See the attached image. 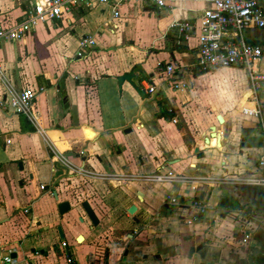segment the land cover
I'll return each instance as SVG.
<instances>
[{"label": "crops", "instance_id": "crops-1", "mask_svg": "<svg viewBox=\"0 0 264 264\" xmlns=\"http://www.w3.org/2000/svg\"><path fill=\"white\" fill-rule=\"evenodd\" d=\"M40 1L0 0L2 26L22 22ZM118 2L78 5L23 41L0 45V101L9 86L38 92L34 122L0 110V256L14 264H67V254L73 264H200L189 249L201 244L204 263L264 264V193L249 181L261 175L264 146L258 120L241 113L253 107L246 72L194 68L199 32L182 41L172 24H197L205 1L165 0L161 8L151 0L121 2L114 18ZM87 37L93 44L78 57ZM246 38L263 49L264 73V29ZM170 63L185 71L188 88L164 83L160 67ZM137 65L144 74L133 81L144 97L126 81L117 84ZM150 86L154 98L146 94ZM258 90L264 105V82ZM157 95L171 106V119L157 117ZM161 166L211 181L140 179ZM53 191L75 209L60 216ZM168 196L178 200L172 209ZM195 198L206 206L203 214L193 208ZM83 201L96 227L77 208Z\"/></svg>", "mask_w": 264, "mask_h": 264}, {"label": "built area", "instance_id": "built-area-1", "mask_svg": "<svg viewBox=\"0 0 264 264\" xmlns=\"http://www.w3.org/2000/svg\"><path fill=\"white\" fill-rule=\"evenodd\" d=\"M95 1L97 4L106 5L110 0H42L31 7L26 12L25 19L17 25L5 28L0 20V45L7 42H21L38 25L52 21L61 17L78 5L89 7ZM144 0H119L111 6V13L114 18L120 17L119 4L121 2L142 3ZM158 8L165 5V0H151ZM208 4V8L203 10V15L197 24L193 25L189 21H175L172 24L179 38L187 41L196 31L199 32L197 60L195 63L198 72L216 71L227 68L243 69L250 82L251 96L249 103L252 109H242L243 115L253 117L258 120L259 130L264 146V105L257 95L260 82H264V73L260 71L259 65L262 60L263 49L260 45L251 42L246 38V32L255 29H264V0H203ZM93 44L92 37L80 40L77 56L81 57L85 48ZM164 83H168L175 91L188 88L184 79L187 75L182 67L170 63L163 69ZM146 94L154 98L157 94L155 86H150ZM38 92L31 89H16L6 87L4 99L0 101V110L11 111L15 115L24 116L30 122H34L33 105ZM9 143V141H7ZM60 161H66L61 158ZM258 169L261 175L259 178L249 180L252 185H256L264 193V153L258 160ZM141 180L153 184H174L199 183L209 184V178H188L176 175L170 171H165L164 167H159L153 174L145 175ZM45 190L44 186L40 187ZM166 200L171 206H177L178 200L168 196ZM193 208L203 214L206 206L201 202L193 203ZM193 220V219H192ZM190 224L191 221L187 220ZM63 248L65 245L63 244ZM66 263L73 264L72 257L66 255ZM0 264H14L10 256H0Z\"/></svg>", "mask_w": 264, "mask_h": 264}, {"label": "water", "instance_id": "water-1", "mask_svg": "<svg viewBox=\"0 0 264 264\" xmlns=\"http://www.w3.org/2000/svg\"><path fill=\"white\" fill-rule=\"evenodd\" d=\"M137 73H143L144 74V71H143V69L141 68L140 65H137L134 69H132V71H130L128 73H124L123 75L119 76L117 78V84H118L119 87H121L122 84L126 81L132 86V88L141 97H144V94L141 92V90L138 88V86L133 81ZM217 120H218V123H222V118L220 116L217 117ZM215 129H216L215 127H211V131H213V134H212L213 137L217 136L216 133H215V131H216ZM197 152H198V150L196 149L195 153H197ZM198 155L200 157H203L202 153H199ZM53 197H54L55 201L59 200V197H58V194H57L56 191H53ZM197 200L198 199L195 198L192 202L195 203V202H197ZM223 202H225V203H222V204H227L226 200L225 201L223 200ZM73 207H72V204H71V202L69 200L61 201L57 205L58 214L60 216H63L64 214H66V213H68L70 211H73L75 209ZM77 208H79L80 212H82L84 217H86L88 219V221L90 222L91 227H96L99 224V220H98V218H97L92 206L90 205V203L88 201H83L82 203H80L77 206ZM135 210H136V208L134 206H131L129 208V210H128V213L130 215H133ZM79 220H80L81 223H84L82 218H80ZM57 233H58V236H59V240L63 242L65 239H64V234H63L61 226L57 227ZM55 246H57V245H55ZM57 251H59V248H57ZM194 254L198 255V257H199V259L201 261L200 264H212V263H204V261L206 259L207 249L203 248L201 244L190 247L189 255L192 256Z\"/></svg>", "mask_w": 264, "mask_h": 264}, {"label": "trees", "instance_id": "trees-1", "mask_svg": "<svg viewBox=\"0 0 264 264\" xmlns=\"http://www.w3.org/2000/svg\"><path fill=\"white\" fill-rule=\"evenodd\" d=\"M164 65H162L160 68L163 70L164 69ZM158 107H159V112L157 114L158 118H164L166 120L171 119L173 114H172V109L171 106L169 105V103L166 101V99L164 97L158 96Z\"/></svg>", "mask_w": 264, "mask_h": 264}, {"label": "flooded vegetation", "instance_id": "flooded-vegetation-1", "mask_svg": "<svg viewBox=\"0 0 264 264\" xmlns=\"http://www.w3.org/2000/svg\"><path fill=\"white\" fill-rule=\"evenodd\" d=\"M165 204L167 205V206H170L169 205V202L165 199ZM170 208L172 209V207L170 206ZM66 247V246H65Z\"/></svg>", "mask_w": 264, "mask_h": 264}, {"label": "rangeland", "instance_id": "rangeland-1", "mask_svg": "<svg viewBox=\"0 0 264 264\" xmlns=\"http://www.w3.org/2000/svg\"><path fill=\"white\" fill-rule=\"evenodd\" d=\"M257 32H260V31H255V33H257ZM192 76L194 75L193 73L191 74ZM259 92V91H258ZM257 95H258V93H257ZM259 97V96H258Z\"/></svg>", "mask_w": 264, "mask_h": 264}]
</instances>
